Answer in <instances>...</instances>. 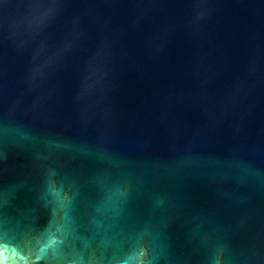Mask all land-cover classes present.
Here are the masks:
<instances>
[{"label": "water", "instance_id": "obj_1", "mask_svg": "<svg viewBox=\"0 0 264 264\" xmlns=\"http://www.w3.org/2000/svg\"><path fill=\"white\" fill-rule=\"evenodd\" d=\"M0 264H264V0H0Z\"/></svg>", "mask_w": 264, "mask_h": 264}]
</instances>
